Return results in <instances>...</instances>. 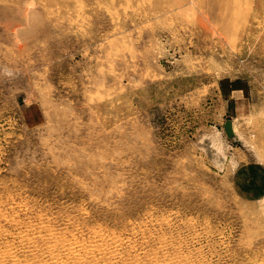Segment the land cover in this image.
Returning <instances> with one entry per match:
<instances>
[{
    "label": "rangeland",
    "instance_id": "obj_1",
    "mask_svg": "<svg viewBox=\"0 0 264 264\" xmlns=\"http://www.w3.org/2000/svg\"><path fill=\"white\" fill-rule=\"evenodd\" d=\"M0 264H264V0H0Z\"/></svg>",
    "mask_w": 264,
    "mask_h": 264
},
{
    "label": "water",
    "instance_id": "obj_2",
    "mask_svg": "<svg viewBox=\"0 0 264 264\" xmlns=\"http://www.w3.org/2000/svg\"><path fill=\"white\" fill-rule=\"evenodd\" d=\"M223 129H224V131H225V133H226V135L228 137H233L234 136L231 120L227 119V120L224 121Z\"/></svg>",
    "mask_w": 264,
    "mask_h": 264
},
{
    "label": "bare ground",
    "instance_id": "obj_3",
    "mask_svg": "<svg viewBox=\"0 0 264 264\" xmlns=\"http://www.w3.org/2000/svg\"><path fill=\"white\" fill-rule=\"evenodd\" d=\"M232 128H233V132H234V127H233V125H232ZM235 135V134H234ZM75 250V249H74Z\"/></svg>",
    "mask_w": 264,
    "mask_h": 264
}]
</instances>
